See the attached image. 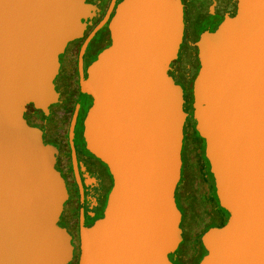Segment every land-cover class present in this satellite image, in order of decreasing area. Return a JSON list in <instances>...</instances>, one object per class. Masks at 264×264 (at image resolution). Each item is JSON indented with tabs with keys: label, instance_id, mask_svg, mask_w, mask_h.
Returning <instances> with one entry per match:
<instances>
[{
	"label": "water",
	"instance_id": "1",
	"mask_svg": "<svg viewBox=\"0 0 264 264\" xmlns=\"http://www.w3.org/2000/svg\"><path fill=\"white\" fill-rule=\"evenodd\" d=\"M92 13L84 0H0V264H264V0H118L78 79L84 147L109 188L70 242L42 127L57 56ZM183 28L196 53L188 111L167 73ZM186 116L215 215L194 251L174 199Z\"/></svg>",
	"mask_w": 264,
	"mask_h": 264
},
{
	"label": "flooded vegetation",
	"instance_id": "2",
	"mask_svg": "<svg viewBox=\"0 0 264 264\" xmlns=\"http://www.w3.org/2000/svg\"><path fill=\"white\" fill-rule=\"evenodd\" d=\"M221 1L227 5L230 0ZM84 2L93 7V13L91 16L81 19V22L84 23L81 35L67 41L57 56V70L51 80L55 101L47 106L42 127L45 141L56 147V160L67 194L57 224L70 235V242L74 241L73 227L78 214L95 207L105 197L109 188V174L106 166L84 147L82 118L88 106L89 97L87 94L80 93L78 79L80 74H85L86 67L96 52L107 41V23L118 0H84ZM105 14L106 17L102 23L85 40ZM183 25H187L186 18H183ZM195 63V50L189 44L187 32L183 28L176 56L168 63L167 73L180 87L182 108L185 111H188L191 105L189 81ZM190 123L193 125L190 118L186 116L179 149V177L182 167L185 170L187 161L191 159L190 156L185 164L182 163V154H191L194 147H197L196 143L198 144L197 139L193 141L188 138L187 130ZM178 194L182 195L179 200H177ZM184 195L185 191L178 179L177 190L174 192L175 204L180 212L178 227L182 238L184 235L188 236L189 249L194 251L197 236L200 234L193 230V225H198L197 221H192V212L196 216V209L195 205L192 207ZM185 207H189L186 210V215L183 210ZM207 216V219L212 217L210 212Z\"/></svg>",
	"mask_w": 264,
	"mask_h": 264
},
{
	"label": "rangeland",
	"instance_id": "3",
	"mask_svg": "<svg viewBox=\"0 0 264 264\" xmlns=\"http://www.w3.org/2000/svg\"><path fill=\"white\" fill-rule=\"evenodd\" d=\"M94 58V57H93ZM92 58V59H93ZM192 76V74H191ZM188 138L192 139L193 141H196V135L194 133L193 125L190 123L188 126ZM187 134V133H186ZM185 144V141H184ZM197 147H194V151L187 155V154H182V163L185 164L186 160L191 156V159L187 161V166L186 169L184 170L183 167L181 169V175H183V172L191 174H195V183H197V190L196 192V204H195V209H196V216H192V221H197V224L199 225L201 222L206 221L208 216L207 214L211 212L212 204L209 200L204 199V194L207 192V184L208 182L205 181L200 175L203 171V164L201 162L200 158V143H196ZM189 146L187 147V149ZM193 149V145H192ZM185 197V196H184ZM182 198L181 194L177 195V200ZM187 198V197H186ZM187 204V203H186ZM209 222H214V217L212 216L209 219ZM198 225H193V230L196 232ZM186 235L183 236V243L182 246H185L186 244L188 245V242L185 240ZM189 246V245H188Z\"/></svg>",
	"mask_w": 264,
	"mask_h": 264
},
{
	"label": "trees",
	"instance_id": "4",
	"mask_svg": "<svg viewBox=\"0 0 264 264\" xmlns=\"http://www.w3.org/2000/svg\"><path fill=\"white\" fill-rule=\"evenodd\" d=\"M202 167H203V171H202L200 176L203 179H205L206 182H208V184H207V192H206V194H204V197H205L206 200H209L211 202V204L213 205V198H212V195H211V192H210V189H209V176H208V174H207V172L205 170L204 165ZM179 182H180V185L183 186V190L185 191V195L184 196L187 197L188 202H190L192 207H193V205H195V203L197 201L196 192H195L197 190V183H195V174L194 173L188 174L186 172L185 173L183 172V175H180V177H179ZM177 186H178V183H177ZM188 208L189 207L183 208V210L185 211V213H184L185 215L187 214L186 210H188ZM211 212H212L211 215L214 217L215 215H214L213 206L211 208ZM189 214H191V213H189ZM192 216H195V214H193V212H192ZM209 219H207L206 221L201 222L198 225L196 233H202L207 227H209V226H211L213 224V222H209Z\"/></svg>",
	"mask_w": 264,
	"mask_h": 264
}]
</instances>
